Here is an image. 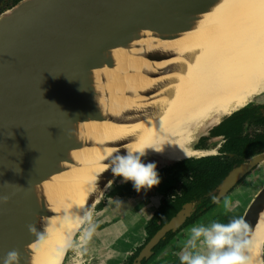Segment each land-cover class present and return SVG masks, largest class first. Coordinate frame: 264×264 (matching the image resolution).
<instances>
[{"label": "water", "instance_id": "95a60500", "mask_svg": "<svg viewBox=\"0 0 264 264\" xmlns=\"http://www.w3.org/2000/svg\"><path fill=\"white\" fill-rule=\"evenodd\" d=\"M212 1L22 0L0 14V197H8L6 204L0 203V264L13 249L20 252V264H26L23 249L40 238L35 218L48 213L33 188L61 171L69 151L82 148L72 126L108 120L104 111L113 105L108 90L113 75H104L96 83L94 75L100 71L92 73L101 68L117 70L105 53L129 49L141 39L139 32L171 40L185 32L192 18L204 13ZM150 56L140 57L156 61ZM131 74L122 69L124 78ZM263 162L261 153L233 168L213 195L218 200L225 197ZM115 179L107 176L106 189L90 214ZM263 209L264 184L242 215L250 226L249 236ZM193 211L192 203L185 204L133 264L150 258L166 234L175 232ZM29 225H35L37 232L30 233Z\"/></svg>", "mask_w": 264, "mask_h": 264}, {"label": "bare ground", "instance_id": "6f19581e", "mask_svg": "<svg viewBox=\"0 0 264 264\" xmlns=\"http://www.w3.org/2000/svg\"><path fill=\"white\" fill-rule=\"evenodd\" d=\"M204 33V34H203ZM171 40L139 32L129 49L105 53L120 71L110 74L113 105L106 122L76 123L82 148L67 153L61 171L33 188L48 215L36 216L40 238L23 249L26 264H62L74 235L103 195L111 148L149 149L161 161L206 156L190 144L197 134L243 108L264 91V0H213ZM129 47V46H128ZM153 54L156 61L143 57ZM122 69L133 74L122 75ZM98 106V105H97ZM96 141V143H95ZM163 147L162 153L151 147ZM254 264H264V209L249 236Z\"/></svg>", "mask_w": 264, "mask_h": 264}, {"label": "trees", "instance_id": "16d2710c", "mask_svg": "<svg viewBox=\"0 0 264 264\" xmlns=\"http://www.w3.org/2000/svg\"><path fill=\"white\" fill-rule=\"evenodd\" d=\"M19 1L20 0H12L11 3H9L8 0H1L2 6L0 7V14L6 9H11ZM262 110H264V105L254 103L247 104L242 109L233 112L229 117L222 119L218 126L213 127L209 131L211 138L221 135L226 138L220 156L189 159L173 163L169 167L158 172L159 178L163 176L170 177V181L173 185H169L166 191H168V196L172 195L173 198H168V201H166L167 203L164 204L159 212L155 214L154 219L149 223L151 228L150 237L153 236L163 224L167 223L187 202H195L197 206L200 205L199 208L201 207V211L198 212L199 214L213 207V191L222 182L228 172L233 167L243 162L244 158L246 159L251 155L264 151V133H253L252 136L244 134L249 126L264 129V112H262ZM251 137H254V139L250 140ZM204 139L205 138L202 137L199 141L201 142ZM250 141H252L255 146H251ZM176 190L180 192V195L177 194L179 192ZM112 191L113 195L127 196L129 193L135 192L136 190L133 188L131 182H127L124 186L120 185L114 190H111L110 193H112ZM202 204H205V206ZM206 212H204L203 215H207L208 213ZM232 217L237 216L233 214L232 216L231 214H220L219 217H215L213 220L226 223ZM197 218L198 217L193 215L188 223L190 225L193 224L198 220ZM158 219L161 221L160 225L156 224ZM171 236L172 235H169L166 239L161 241L154 251L157 253L165 249L166 246L170 244L169 239ZM179 242L180 240L172 247L174 253L180 250L179 247H175ZM135 256L129 260L128 264L132 263ZM168 264H180V262L179 259L175 257L170 259Z\"/></svg>", "mask_w": 264, "mask_h": 264}, {"label": "clouds", "instance_id": "9594fccd", "mask_svg": "<svg viewBox=\"0 0 264 264\" xmlns=\"http://www.w3.org/2000/svg\"><path fill=\"white\" fill-rule=\"evenodd\" d=\"M50 74V73H49ZM151 151L162 153L163 147L152 146ZM149 149L145 148H111L107 163L103 165L110 170L113 177L122 182H131L133 188L140 192L151 189L160 183L157 165L144 162ZM187 158V153H185ZM7 183V182H5ZM112 182H109V186ZM214 203L220 201L214 196ZM8 197H0V203H7ZM226 211L232 210L228 199L223 201ZM144 211V209H142ZM149 219L152 218L148 215ZM29 232L36 233L35 225H29ZM250 226L243 217H232L226 223L213 220L208 224L198 223L186 229L178 258L180 264H254L252 239L249 238ZM40 235L39 233H37ZM21 255L18 250H10L2 259V264H20Z\"/></svg>", "mask_w": 264, "mask_h": 264}, {"label": "crops", "instance_id": "0c3cea01", "mask_svg": "<svg viewBox=\"0 0 264 264\" xmlns=\"http://www.w3.org/2000/svg\"><path fill=\"white\" fill-rule=\"evenodd\" d=\"M254 104L264 105V102L254 101ZM115 188H108L99 204L91 212L87 223L84 224L87 233H83L80 237V231L73 242L72 247L79 242H82L80 243L83 245L82 249L87 247L83 251L89 255L87 264H122L126 253L131 249L129 244L132 240L131 233L139 234V229H143L149 220L148 215L152 214L159 205L158 194L150 197L143 194L121 197L113 195V191L110 193ZM161 188L162 185L159 187L160 192ZM80 246L78 244L77 247ZM67 257L64 264H72L69 261L66 262Z\"/></svg>", "mask_w": 264, "mask_h": 264}, {"label": "rangeland", "instance_id": "374dc122", "mask_svg": "<svg viewBox=\"0 0 264 264\" xmlns=\"http://www.w3.org/2000/svg\"><path fill=\"white\" fill-rule=\"evenodd\" d=\"M8 1H9V3H11L12 0H8ZM20 1H22V0H20ZM1 3L2 2L0 0V7L2 6ZM7 10L8 9H6L5 11H7ZM251 101L264 102V91L261 92L259 95L254 96L250 100V102ZM224 118H222V119H224ZM213 126H215V125H213ZM213 126L207 127V128H205L203 130V132L201 134H197L196 137H194V140L190 144L191 148L195 149L196 148V144H197L196 142H198L202 137H204V138L207 137L209 129H211ZM206 140H208V139L205 138L203 141H206ZM203 141H201L199 143H205V145H210V146H212L214 143H216L215 140H211V139H209V141H206V142H203ZM197 157H199V156H197ZM144 162L145 163L154 162L157 165V169H158L160 167H163V166H166V165L175 163L177 161H175V162H171V161H161V160H159L158 157L148 156V157H145L144 158ZM120 181H122L121 178H116L114 180V182L112 183V185L109 188H111L114 185L118 184ZM263 184H264V162L252 174L247 175L236 186V188H234L225 198H223L222 201H221V203L219 205H217L214 208L213 211L207 212L208 214L205 215V218H201L200 221H197L195 224H198V223L208 224L211 221H213V218L219 217L220 214H234L235 216L240 217L241 215H243V212H244L245 208L247 207V205L250 203V201L252 200V198L254 197V195L258 192V190L261 188V186ZM225 199H228L231 202V205H232V210L231 211H226L225 210V208L223 206V201ZM89 218H90V216H89ZM86 223H87V221L85 222V224ZM188 228H185L183 231H181L170 242V244L166 246L165 249H163L162 251H160L156 255L155 264H168L169 260L170 259H173L175 257H177V259H179L177 254L181 250V247H182L183 242H184L181 239L182 238H186V229H188ZM141 240H142V237L141 236L135 235L134 238H133V240H131V244H130L131 247H134L136 245L141 244ZM179 240H180V242L177 243V245L175 247L176 248L179 247L180 250H178L177 252L174 253V250H173L172 247ZM85 249H87V247H84L83 249H81L79 251V253H77V254L75 253L77 256L82 254V259H79V260H78V257L75 256V254H72V252L74 250L71 251V249H70L69 254H70V256L72 258H74V260H76L77 264H87V261H89V255H87V254H85L83 252ZM67 260L70 261V258L67 259ZM72 264H74V263H72ZM151 264H154V261Z\"/></svg>", "mask_w": 264, "mask_h": 264}, {"label": "flooded vegetation", "instance_id": "af4514ba", "mask_svg": "<svg viewBox=\"0 0 264 264\" xmlns=\"http://www.w3.org/2000/svg\"><path fill=\"white\" fill-rule=\"evenodd\" d=\"M249 103H254V101H249L247 104H249ZM246 104V105H247ZM242 109V108H241ZM240 110V109H239ZM238 111V110H237ZM236 112V111H235ZM231 115V114H230ZM229 115V116H230ZM229 116H226L225 118H227V117H229ZM224 118V119H225ZM221 122V121H220ZM220 124V123H219ZM218 124V125H219ZM217 125V126H218ZM214 127H216V126H214ZM213 128V127H212ZM211 128V129H212ZM211 129H209V131L211 130ZM209 131H208V135H207V137H205V138H207L208 140H206V141H209V139H211V140H215L216 141V143H214L212 146H210V145H205V143H199L200 141H198V142H196L197 144H196V148H195V150H198V151H206V150H212V149H214L215 150V153H213V154H211V155H206V156H199V157H197V156H193V157H190V158H186V159H184V160H181V161H185V160H189V159H199V158H204V157H216V156H220L221 155V150L223 149V146H224V144H225V141H226V138L224 137V136H217V137H213V138H211L210 137V135H209ZM253 133H264V129H261V128H257V127H255V126H249V128H247L246 130H245V132H244V134H249L250 136H252L253 135ZM252 139H254V137H251L250 138V140H252ZM206 141H203V142H206ZM250 144H251V146H255V145H253V142L252 141H250ZM261 153H264V151H262V152H260V153H257V154H254V155H251V156H249L248 158H244L243 160V162H241L239 165H241L242 163H244L246 160H248L249 158H251L252 156H255V155H258V154H261ZM181 161H177V162H181ZM177 162H175V163H177ZM173 164V163H172ZM172 164H169V165H166V166H163V167H160V168H158V169H156L157 170V172H160L162 169H164V168H167V167H169L170 165H172ZM239 165H237V166H239ZM237 166H235V167H237ZM261 166V165H260ZM259 166V167H260ZM235 167H233V168H235ZM259 167H257V168H259ZM232 168V169H233ZM257 168H255L254 170H252L249 174H252ZM231 169V170H232ZM230 170V171H231ZM229 171V172H230ZM228 172V173H229ZM249 174H247V175H249ZM228 175V174H227ZM226 175V176H227ZM246 175V176H247ZM225 176V177H226ZM245 176V177H246ZM224 177V178H225ZM244 177V178H245ZM244 178H242L239 182H238V184L244 179ZM223 181V180H222ZM126 183L125 182H122V183H119V185H114L113 187H118V186H120V185H122V186H124ZM237 184V185H238ZM162 185V188H161V192H160V190H159V187ZM172 186L173 184H172V182L170 181V177H167V176H163V177H161L160 178V183H159V185H157V186H155V187H153V188H151V189H142L140 192H137V191H135V192H131V193H129L127 196H129V195H131V194H143V195H148L149 197L150 196H154L155 194H158L160 197H159V205L156 207V209L152 212V214H150L151 216H152V218L151 219H149L147 222H146V224L144 225V228L143 229H139V234H136V232H133V233H131V235H130V238L133 240V238H134V236L135 235H138V236H141L142 237V240H141V244H139V245H136V246H134V247H131V249H129V251L126 253V255H125V259H124V261L122 262V264H128L129 263V260L132 258V257H134L136 254V256H135V258L133 259V261H132V263L131 264H133V262L136 260V258L139 256V254H140V252L143 250V248L145 247V245L151 240V238L163 227V226H165L175 215H176V213H175V215L167 222V223H165V224H163L161 227H160V229L158 230V231H156L155 233H154V235L153 236H151L150 237V232H151V228H150V226H149V223L154 219V217H155V214L157 213V212H159V210L164 206V204L165 203H167L166 201H168V198L169 197H171V199L173 198V196L171 195V196H168V191H166V188L168 187V186ZM236 185V186H237ZM236 186L234 187V188H236ZM233 188V189H234ZM232 189V190H233ZM231 190V191H232ZM177 192H179L178 190H176ZM230 191V192H231ZM229 192V193H230ZM228 193V194H229ZM178 195H180V192L179 193H177ZM227 194V195H228ZM226 195V196H227ZM119 196H121V195H119ZM225 196V197H226ZM121 197H126V196H121ZM225 197H223V198H225ZM223 198H221V199H219V203H214L213 201H212V206L213 207H211V208H209L208 210H206V211H209V212H211V211H213L214 210V208L217 206V205H219L220 203H221V201H222V199ZM187 203H192L193 204V209H194V211H193V213H192V215L190 216V217H188L187 219H186V221L183 223V225L182 226H180L175 232H169V233H167L166 234V236L164 237V239H166L167 238V236H169V235H172L171 237H170V239H169V241L171 242V240H173L181 231H183L185 228H188L189 226H191V225H193V224H195L197 221H200V219L201 218H205V215H203L204 214V212H206V211H204V212H201L202 214H199L198 212H200L201 211V207L199 208V206H197V203H195V202H187ZM186 203V204H187ZM185 205V204H184ZM183 205V206H184ZM203 206H205V204H202ZM182 206V207H183ZM182 209V208H181ZM180 209V210H181ZM179 210V211H180ZM178 211V212H179ZM177 212V213H178ZM197 213H198V215H197ZM207 213V212H206ZM193 215H195L196 217H198L197 219L198 220H196L193 224H189L188 222H189V219L193 216ZM223 215H229V214H223ZM234 215V214H233ZM231 216H232V214H231ZM240 217H242V215L240 216ZM156 224L157 225H160L161 224V221L158 219V221L156 222ZM86 227H85V225L83 226V228H82V230H81V234H80V237H82V234L83 233H87L86 232V229H85ZM150 237V238H149ZM163 239V240H164ZM163 240H161V241H163ZM181 240H185V238H182ZM77 241H79L78 239H77ZM160 241V242H161ZM85 242V241H84ZM159 242V243H160ZM80 243H82V242H79V243H76L73 247H72V249H71V251H73L72 252V254H77V253H79V251L82 249V247H83V245L82 244H80ZM78 244L79 245H81L79 248L77 247L78 246ZM129 244H131V240L129 241ZM158 246V245H157ZM156 246V247H157ZM155 247V248H156ZM154 248V249H155ZM154 249H153V255L150 257V258H148L147 260H143L142 262H141V264H151L153 261H154V264H155V258H156V255L160 252H155L154 251ZM75 254V256H77ZM78 257V260L79 259H82V254L81 255H78L77 256ZM70 258V261L69 262H71V263H74V264H77V262H76V260H74V258H72L71 256H70V254H68V257H67V259H69ZM68 260H66V262H67Z\"/></svg>", "mask_w": 264, "mask_h": 264}]
</instances>
